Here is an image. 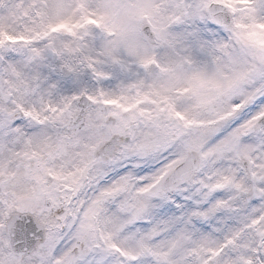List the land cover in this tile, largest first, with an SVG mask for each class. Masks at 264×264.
I'll use <instances>...</instances> for the list:
<instances>
[{
	"label": "snow or ice",
	"instance_id": "obj_1",
	"mask_svg": "<svg viewBox=\"0 0 264 264\" xmlns=\"http://www.w3.org/2000/svg\"><path fill=\"white\" fill-rule=\"evenodd\" d=\"M0 264H264V0H0Z\"/></svg>",
	"mask_w": 264,
	"mask_h": 264
}]
</instances>
